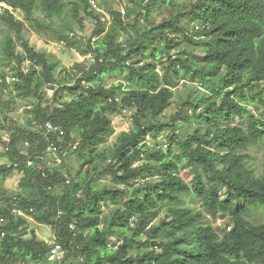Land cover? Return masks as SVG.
I'll use <instances>...</instances> for the list:
<instances>
[{
	"label": "trees",
	"instance_id": "1",
	"mask_svg": "<svg viewBox=\"0 0 264 264\" xmlns=\"http://www.w3.org/2000/svg\"><path fill=\"white\" fill-rule=\"evenodd\" d=\"M42 1L51 16L63 19L65 0ZM176 1L142 4L132 23L135 33L126 42L118 35L128 30L125 15L130 11L123 15L111 10V26H99L93 34L99 41L90 39L82 51L94 55L93 64L75 65L83 75L74 85L59 80L55 63L25 39L24 21L9 8L0 12V20L23 47L18 52L9 36L3 48L16 64L17 86L36 98L29 126L12 131L10 165L0 163V179L18 171L25 185L24 192L14 194L0 188V264H264V221L250 218L253 210L264 209V169L257 174L247 153L264 143V112H257L264 111V0H194L185 11L148 25L157 7ZM37 2L0 0L40 25L34 14ZM83 7L92 15L89 0L73 2L79 22ZM141 19L147 24L141 25ZM185 19L197 28L192 34ZM185 44L199 47L200 62L174 53ZM118 72H126L130 87L122 81L106 85L105 76ZM182 76L201 82L208 95L183 100L173 124L164 123L160 117L172 105ZM1 78L0 86L9 90ZM54 83L59 89L46 101L43 85ZM63 91L73 97L66 100ZM9 94L11 106L14 95ZM124 108L135 112L132 128L120 134L110 164L99 169L96 158L103 153L98 148L115 133L112 115ZM192 119L205 128L196 127L185 137L180 132L167 135L166 148L147 142L169 126L180 129L179 120ZM48 122L64 134L49 131ZM73 133L77 140H72ZM51 145L60 155L79 152V180L65 173L64 162L40 167ZM145 157L146 163L136 165ZM182 167L190 169V182L181 175ZM103 175L111 176L115 185L97 186ZM140 175L146 182L128 189ZM189 192L210 213L229 218L222 236L204 222L202 212L181 204ZM104 201L115 205L110 214L104 212ZM18 209L51 227L67 250L63 262L50 260V244L37 237L28 216L14 212Z\"/></svg>",
	"mask_w": 264,
	"mask_h": 264
},
{
	"label": "rangeland",
	"instance_id": "2",
	"mask_svg": "<svg viewBox=\"0 0 264 264\" xmlns=\"http://www.w3.org/2000/svg\"><path fill=\"white\" fill-rule=\"evenodd\" d=\"M67 2L66 13L63 19H59L55 16H51L46 9V4L42 0H38L37 9L35 10V16L39 19L40 25L33 24L27 20L26 15L21 9H13L5 3H0V12H4L6 8H9L14 15L24 21L25 28L23 31L25 39L33 46L37 51L45 53L56 65V76L59 80H65L70 85H74L76 78L83 75V72L79 70L75 65L83 64L85 67L89 68L94 62V55L88 54L83 55L82 51L85 50V46H88L90 39L93 42H98L99 37H93L94 32L101 25L109 28L112 24V18L110 15L111 10H117L125 15L130 11V15H125V22L128 26L127 31H119L118 40L126 42L129 35H134L135 31L132 29V23L134 22L137 14L135 11L140 9V6L144 4L147 0H89L90 7L89 15L85 12L84 7L80 13L83 21L79 22L73 16V2L75 0H65ZM194 0H177L175 5H163L155 9L148 25H155L164 19H167L172 14H176L178 10L185 11L186 8H190ZM141 25H146L147 23L141 19ZM184 26L192 34V29L195 28V24L190 22L188 19L183 20ZM197 30V28H195ZM13 37L14 41L17 43V51L22 52L23 47L20 40L18 39L15 31L10 29L0 20V80L1 77L6 79V83L9 86V90L0 86V163L10 165V158L7 154L8 144L11 138L12 131L16 128L15 126L24 125L29 126V120L33 118V109L35 107L36 98L32 95L26 94L23 89H19L17 86V72L16 64L9 61L4 54V45L7 37ZM65 36L66 38H62ZM198 40V37H195ZM174 53L188 56L189 58H194L197 62H200L196 56H200L202 53L198 46L194 45H183L179 50H175ZM27 69L30 68L29 62L24 64ZM41 69L38 68V71ZM158 71L160 74L163 73V66H159ZM126 72H118L116 74L106 75L105 82L108 87H112L115 83L122 81L124 87H130V82L125 79ZM59 84H44L43 89L46 93V101L52 99L53 94L59 89ZM175 95L173 103L168 108L165 113L160 117L164 123H172L173 116L180 111L181 102L183 100H195L200 96L208 95L207 90L202 86L201 82L198 80H192L190 77L182 76L179 80L178 85L174 88ZM9 92L14 95V103L8 106ZM62 94L65 96L66 100H70L73 96L68 91H63ZM256 109V108H255ZM253 108V110L255 111ZM257 110V109H256ZM258 113L264 112L263 109L257 110ZM135 112L129 108H124L122 111L112 115L113 125L115 127V133L109 138V141L101 145L98 148V153L102 152L103 156L97 157L96 161L100 164L99 169L107 167L111 162L110 152L114 144L118 141V138L122 132L129 131L132 128V118ZM173 124V123H172ZM180 129L173 128L169 126L163 131L157 138L151 136L147 137V142L154 146L156 144H161L164 148L169 143L167 135L177 134L180 132V136L185 137L188 131L194 130L196 127L205 128L204 124L198 122L197 119H192L190 122L186 123L183 120L178 121ZM72 140L78 139V134L73 133ZM28 143H25V145ZM73 144V142H72ZM74 149V147H73ZM249 162L253 166L257 174H262L264 169V143L259 145L251 146L247 152ZM59 154L53 151H48L45 155L44 164L40 167L44 168L59 165ZM66 164V172L70 175L71 179L76 181L80 179V169L83 164L79 152H70L66 155L64 161ZM147 162V158H142L136 165H141ZM85 175V171L82 176ZM181 175L183 178L190 182L192 179V174L190 169L182 167ZM146 182V178L140 175L134 184L128 185L127 188L131 189L134 186L142 185ZM114 186L115 183L111 176L103 175L99 176L96 181L97 186L103 185ZM119 187H125L123 185H118ZM0 188L7 190L9 193L24 192L25 185L23 183V175L18 171H14L5 180L0 179ZM105 202V201H104ZM1 203V200H0ZM181 204L186 207L194 208L196 211L202 212L204 215V222L210 224L219 236H222L225 229L228 226L229 218L221 214L210 213L203 205V203L195 196L193 192L185 194L181 198ZM115 205L110 202H105L104 212L105 214H110L114 209ZM163 211L161 217L165 215ZM30 223L35 228L37 232V237L46 242H51L55 237V234L49 225L40 223L33 216H28ZM251 220L255 223H261L264 221V209L253 210L251 213ZM158 220L155 221V223ZM116 244L114 238L111 240V245Z\"/></svg>",
	"mask_w": 264,
	"mask_h": 264
},
{
	"label": "built area",
	"instance_id": "3",
	"mask_svg": "<svg viewBox=\"0 0 264 264\" xmlns=\"http://www.w3.org/2000/svg\"><path fill=\"white\" fill-rule=\"evenodd\" d=\"M46 127L49 131H53V132H59L61 135L64 134L63 130L61 129V127L59 126H55L52 123L48 122L46 124ZM48 151H53L54 153H58L56 146L51 145L48 148ZM59 154V153H58ZM66 153H63L62 155L59 154V165L62 164V162L64 161L65 157H66ZM43 158V157H42ZM28 165L31 166L33 165V161H29ZM69 182V181H68ZM33 211V209L31 210ZM15 213L19 214V215H23V216H28L27 212L18 209V210H14ZM50 244V252H49V258L51 261L56 262V263H61L63 262V260L66 257L67 254V250L58 243V241L56 240V238L54 237L53 240L51 242H49Z\"/></svg>",
	"mask_w": 264,
	"mask_h": 264
}]
</instances>
